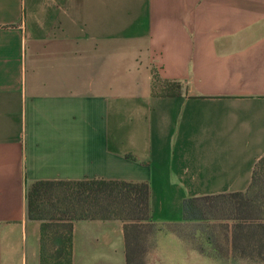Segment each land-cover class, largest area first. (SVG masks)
Instances as JSON below:
<instances>
[{"label": "crops", "instance_id": "1", "mask_svg": "<svg viewBox=\"0 0 264 264\" xmlns=\"http://www.w3.org/2000/svg\"><path fill=\"white\" fill-rule=\"evenodd\" d=\"M153 71L180 94L153 96ZM263 155L264 0H0V264H40L33 182L146 183L176 224L188 198L245 192ZM225 261L172 232L146 256ZM71 264H127L123 222L75 221Z\"/></svg>", "mask_w": 264, "mask_h": 264}, {"label": "trees", "instance_id": "2", "mask_svg": "<svg viewBox=\"0 0 264 264\" xmlns=\"http://www.w3.org/2000/svg\"><path fill=\"white\" fill-rule=\"evenodd\" d=\"M181 88L153 71V96H177ZM25 198L27 219L40 223V264H71L72 227L79 220L123 222L126 263L146 264L148 236L166 225L150 217L146 183L36 181L27 185ZM181 223L199 224L191 237L198 241L194 248L200 255L264 263V155L245 192L188 198Z\"/></svg>", "mask_w": 264, "mask_h": 264}, {"label": "rangeland", "instance_id": "3", "mask_svg": "<svg viewBox=\"0 0 264 264\" xmlns=\"http://www.w3.org/2000/svg\"><path fill=\"white\" fill-rule=\"evenodd\" d=\"M197 223H177V224H166L159 228H154L153 232L150 233L148 236V243L147 247L150 250L152 248L153 244L157 240V236L161 232H172L175 235H177L180 239L185 240L186 242L191 243L194 247L198 245V241L196 238H192L191 235L193 233V230L195 227H197ZM226 262V261H224ZM232 264H264L260 262H248V261H242L238 260L233 262Z\"/></svg>", "mask_w": 264, "mask_h": 264}]
</instances>
